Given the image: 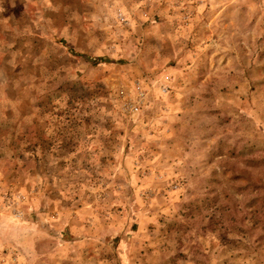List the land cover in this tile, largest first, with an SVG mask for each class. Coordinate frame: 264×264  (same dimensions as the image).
Wrapping results in <instances>:
<instances>
[{"label": "rangeland", "instance_id": "1", "mask_svg": "<svg viewBox=\"0 0 264 264\" xmlns=\"http://www.w3.org/2000/svg\"><path fill=\"white\" fill-rule=\"evenodd\" d=\"M0 264H264V0H0Z\"/></svg>", "mask_w": 264, "mask_h": 264}, {"label": "trees", "instance_id": "2", "mask_svg": "<svg viewBox=\"0 0 264 264\" xmlns=\"http://www.w3.org/2000/svg\"><path fill=\"white\" fill-rule=\"evenodd\" d=\"M71 52L76 54V55H78V53H75L72 50H71ZM90 60H91L92 63L96 64V63L100 62L102 60V58L101 57H96V58H90Z\"/></svg>", "mask_w": 264, "mask_h": 264}]
</instances>
